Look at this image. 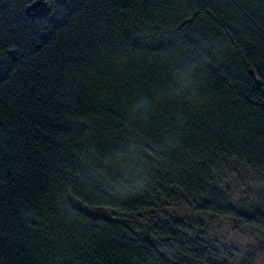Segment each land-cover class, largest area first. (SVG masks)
<instances>
[{
  "label": "trees",
  "instance_id": "1",
  "mask_svg": "<svg viewBox=\"0 0 264 264\" xmlns=\"http://www.w3.org/2000/svg\"><path fill=\"white\" fill-rule=\"evenodd\" d=\"M34 1L0 0V264H221L132 224L183 199L264 231L220 175L264 172V0Z\"/></svg>",
  "mask_w": 264,
  "mask_h": 264
},
{
  "label": "rangeland",
  "instance_id": "2",
  "mask_svg": "<svg viewBox=\"0 0 264 264\" xmlns=\"http://www.w3.org/2000/svg\"><path fill=\"white\" fill-rule=\"evenodd\" d=\"M220 175L231 205L247 213L259 210L264 214V172L235 159H226L222 163ZM185 200L187 199L170 204L163 203L144 211L131 218L132 224L138 225L145 233L150 231L149 225L185 223L189 228H196L197 234L200 235L201 231L195 223L199 224L200 220L207 225L204 234L207 245L221 264H264L262 229L248 227L246 224H238L243 226L237 227L232 219L212 213H200ZM123 218L126 222L130 219L127 216Z\"/></svg>",
  "mask_w": 264,
  "mask_h": 264
},
{
  "label": "water",
  "instance_id": "3",
  "mask_svg": "<svg viewBox=\"0 0 264 264\" xmlns=\"http://www.w3.org/2000/svg\"><path fill=\"white\" fill-rule=\"evenodd\" d=\"M49 8V3L46 0H35L32 2L28 8L27 12L31 15L41 16L47 12Z\"/></svg>",
  "mask_w": 264,
  "mask_h": 264
}]
</instances>
